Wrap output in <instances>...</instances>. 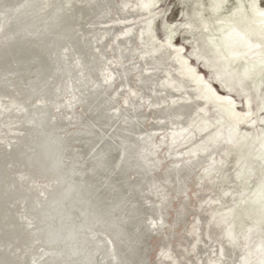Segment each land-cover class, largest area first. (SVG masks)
<instances>
[{"label": "water", "instance_id": "obj_1", "mask_svg": "<svg viewBox=\"0 0 264 264\" xmlns=\"http://www.w3.org/2000/svg\"><path fill=\"white\" fill-rule=\"evenodd\" d=\"M199 264H264V0H173Z\"/></svg>", "mask_w": 264, "mask_h": 264}]
</instances>
